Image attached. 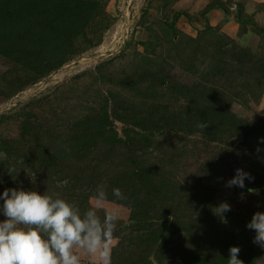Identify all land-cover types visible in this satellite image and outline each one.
Here are the masks:
<instances>
[{"label":"rangeland","instance_id":"374dc122","mask_svg":"<svg viewBox=\"0 0 264 264\" xmlns=\"http://www.w3.org/2000/svg\"><path fill=\"white\" fill-rule=\"evenodd\" d=\"M76 1L88 18H70L64 45L30 21L40 48L33 35L0 46V191L115 213L111 264H227L230 246L264 264L245 227L264 211V31L228 19L254 21V3ZM40 55L64 65L41 77ZM237 168L254 177L244 189L225 186Z\"/></svg>","mask_w":264,"mask_h":264},{"label":"clouds","instance_id":"9594fccd","mask_svg":"<svg viewBox=\"0 0 264 264\" xmlns=\"http://www.w3.org/2000/svg\"><path fill=\"white\" fill-rule=\"evenodd\" d=\"M6 158V154L0 153V161ZM253 179L250 173L237 168L225 186L244 189L245 180ZM111 192L115 198H125L119 188ZM107 195L106 186L101 184L96 188L94 199L99 205ZM215 209L223 219L231 206L221 202ZM0 217H3L0 219V264H81L75 249L85 250L99 264H111L108 242L116 229L115 213H106L102 218L94 209L81 213L75 202L56 193L16 187L0 191ZM245 227L255 233L253 243L264 248V211L254 212ZM228 253L227 264H244L238 258V246H230ZM148 260L150 264H159L155 253Z\"/></svg>","mask_w":264,"mask_h":264},{"label":"trees","instance_id":"16d2710c","mask_svg":"<svg viewBox=\"0 0 264 264\" xmlns=\"http://www.w3.org/2000/svg\"><path fill=\"white\" fill-rule=\"evenodd\" d=\"M81 5L76 0H0V46H14L17 37L25 39L26 36L33 35L36 39L32 45L40 48L45 37L41 32L32 33L30 21L35 22L40 31H53L56 39L64 45L63 39H69L70 31L68 32L66 27H70L68 23L70 18L73 17L80 21L88 18V15L83 14L82 11L85 10ZM236 21H238L237 18ZM238 22L244 24L241 20ZM258 29L264 31L262 28L258 27ZM61 45L59 48L63 47ZM0 54H5L1 48ZM39 59L46 69L45 71L38 70L41 77L64 65V63L57 62L50 66L46 56L40 55Z\"/></svg>","mask_w":264,"mask_h":264},{"label":"crops","instance_id":"0c3cea01","mask_svg":"<svg viewBox=\"0 0 264 264\" xmlns=\"http://www.w3.org/2000/svg\"><path fill=\"white\" fill-rule=\"evenodd\" d=\"M220 1L224 2L226 0H220ZM235 1H236L235 4H237V1H240V0H235ZM249 1L254 3V7L256 8V11H253V13L257 14L256 18H254V21L253 20L251 21L250 19L247 18L246 15L244 16V13L243 14L241 13V15L240 14L239 15H237V14L235 15L234 14L232 17H228L229 22H231V24L240 25L241 23H239L238 21L241 20V21L244 22V24H241L242 26L247 27L248 25H251V24L255 23L259 28L264 29V12H262V10H261V9H264V0H249ZM260 6H262L261 9H259ZM219 9H221V8H219ZM247 11H250V10L247 9ZM260 12H262V13H260ZM217 13L220 14L219 11ZM236 18L238 19V21H236Z\"/></svg>","mask_w":264,"mask_h":264}]
</instances>
